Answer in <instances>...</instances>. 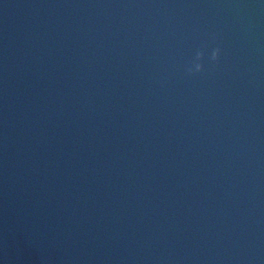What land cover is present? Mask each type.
<instances>
[{"label": "water", "instance_id": "95a60500", "mask_svg": "<svg viewBox=\"0 0 264 264\" xmlns=\"http://www.w3.org/2000/svg\"><path fill=\"white\" fill-rule=\"evenodd\" d=\"M0 264H264V0H0Z\"/></svg>", "mask_w": 264, "mask_h": 264}, {"label": "clouds", "instance_id": "9594fccd", "mask_svg": "<svg viewBox=\"0 0 264 264\" xmlns=\"http://www.w3.org/2000/svg\"><path fill=\"white\" fill-rule=\"evenodd\" d=\"M219 56V49H214L211 52L210 60L216 61ZM203 58V53L200 51H197L195 61L193 62V65L187 69V72L189 75H192L194 72L198 73L202 71V64L199 63V61Z\"/></svg>", "mask_w": 264, "mask_h": 264}]
</instances>
